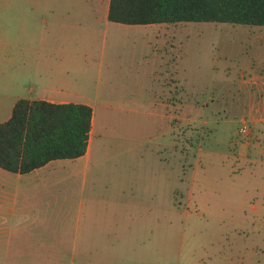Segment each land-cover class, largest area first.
<instances>
[{"label": "rangeland", "instance_id": "obj_1", "mask_svg": "<svg viewBox=\"0 0 264 264\" xmlns=\"http://www.w3.org/2000/svg\"><path fill=\"white\" fill-rule=\"evenodd\" d=\"M41 1L0 0V121L10 114L13 95H35L28 91L36 83L34 59L81 63L71 46H61L62 37L56 52L47 51L41 29L49 17ZM174 24L185 65L183 120L180 125L178 115L174 134L166 124L175 120L166 122L155 105L122 109L111 101L95 110L86 184L98 188L88 196L93 203L118 200L119 220L113 256L101 259L92 249L89 264H264V26ZM125 30L120 54L132 49L133 37L142 39ZM93 41L106 48L110 32L98 31ZM99 56L92 54L94 63ZM85 83L98 86L101 98L126 96L123 89L107 93L102 77ZM129 83L130 100H143L150 83ZM244 120L248 134L239 131ZM73 245L71 235L66 257L55 264L85 263L80 244L75 252Z\"/></svg>", "mask_w": 264, "mask_h": 264}, {"label": "crops", "instance_id": "obj_2", "mask_svg": "<svg viewBox=\"0 0 264 264\" xmlns=\"http://www.w3.org/2000/svg\"><path fill=\"white\" fill-rule=\"evenodd\" d=\"M41 2L49 17L43 19L46 26L41 29L47 33L44 42L47 51L56 52L59 49L57 38L62 37L61 46H71L81 56V63L73 67L66 65V60L61 59L57 63L50 56L34 59L32 65L36 83L33 82L28 91L35 92V95H13L11 109L21 97L53 102H82L92 108L91 129L83 155L52 159L24 173L0 167V264H55V258L59 260L64 254L66 257L71 235L74 244L71 251L75 252L80 244V256L81 251L85 255V263L83 261L81 264H89L88 256L93 252L92 249L97 250L101 259L107 253L113 256L119 220L118 200L93 203L88 196V193L96 192L98 188L86 184L94 141L95 110L102 105H111V101L119 103L122 109H130L135 102L155 105L159 107L157 113L166 122L173 123L175 120L176 124H166L170 127L166 132L174 134V129L178 128V115L182 124L185 106L183 51L181 44L176 41L174 23L177 22L112 21L107 16L109 0ZM126 28H132V32L136 31L137 34L139 32L142 39L138 42L133 37L132 49L123 50L120 54L118 38L121 33L128 32ZM98 31L110 32L111 38L109 45L105 48L102 42L99 50L98 44L93 41ZM81 32L86 40H82ZM95 51L100 54L97 63L92 57ZM252 74L260 73L252 70ZM74 76L78 78L73 79ZM95 76L97 80L103 78L107 93L112 88L111 94L116 95L117 90L123 89L127 99L118 96L114 100L101 98L98 86L92 88L85 83ZM136 79L150 84L143 100L131 101L128 97L129 82ZM3 111L0 108V112ZM77 233L80 235L79 242ZM103 244H106V249L102 248ZM69 255L74 254L71 252ZM108 260H105V264Z\"/></svg>", "mask_w": 264, "mask_h": 264}, {"label": "trees", "instance_id": "obj_3", "mask_svg": "<svg viewBox=\"0 0 264 264\" xmlns=\"http://www.w3.org/2000/svg\"><path fill=\"white\" fill-rule=\"evenodd\" d=\"M108 19L122 23L214 21L264 26V0H109ZM92 108L82 102L18 98L0 121V167L28 172L56 158L83 155Z\"/></svg>", "mask_w": 264, "mask_h": 264}, {"label": "built area", "instance_id": "obj_4", "mask_svg": "<svg viewBox=\"0 0 264 264\" xmlns=\"http://www.w3.org/2000/svg\"><path fill=\"white\" fill-rule=\"evenodd\" d=\"M251 130V127L249 125V121L244 120L243 124L240 126L239 131L242 134H248Z\"/></svg>", "mask_w": 264, "mask_h": 264}]
</instances>
